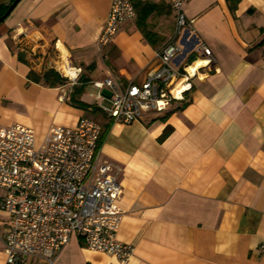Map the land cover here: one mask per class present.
<instances>
[{
	"label": "crops",
	"instance_id": "obj_1",
	"mask_svg": "<svg viewBox=\"0 0 264 264\" xmlns=\"http://www.w3.org/2000/svg\"><path fill=\"white\" fill-rule=\"evenodd\" d=\"M111 3L20 0L0 21V126L31 127L39 144L52 125L89 117L101 125V160L120 168L117 238L131 257L120 263L73 235L53 264H264V0H189L175 64L204 43L216 69L199 67L183 99L130 123L107 115L110 90L93 82L141 83L174 35L175 12L166 0H132L135 17L101 44ZM68 65L81 69L74 85L29 76ZM3 234L4 220L0 264Z\"/></svg>",
	"mask_w": 264,
	"mask_h": 264
},
{
	"label": "built area",
	"instance_id": "obj_2",
	"mask_svg": "<svg viewBox=\"0 0 264 264\" xmlns=\"http://www.w3.org/2000/svg\"><path fill=\"white\" fill-rule=\"evenodd\" d=\"M175 12L174 35L156 52V64L145 79L120 87L111 78L94 81L110 90V105L103 107L115 122L130 123L148 112H164L191 89L199 67L214 66L212 50L196 46V59L178 68L181 51L177 35L192 26L185 13L189 0H166ZM132 0H112L99 37L106 44L121 24L135 17ZM201 62L200 64H197ZM81 69L68 65L62 75L74 85ZM97 93L96 97H100ZM101 125L86 116L75 126L52 125L37 144L34 130L21 123L0 126V208L5 212L2 243L6 264L31 259L53 264L73 235L86 248L111 254L126 263L133 246L117 238L123 218L118 205L123 189L119 167L101 160L98 141ZM115 167V172L111 168ZM264 253V240L258 246Z\"/></svg>",
	"mask_w": 264,
	"mask_h": 264
},
{
	"label": "trees",
	"instance_id": "obj_3",
	"mask_svg": "<svg viewBox=\"0 0 264 264\" xmlns=\"http://www.w3.org/2000/svg\"><path fill=\"white\" fill-rule=\"evenodd\" d=\"M11 1L12 0H10V2ZM235 1L237 2L238 0H235ZM233 6H232V9H233ZM6 8H7V5H2L0 7V16L5 12ZM29 76L33 80L42 79L46 84H48L50 86H57V85L63 84L64 81L68 82L64 76H62L59 72H57L53 68H49V69L45 70L41 75H38L35 72L31 71L29 73ZM98 146H99V141H98Z\"/></svg>",
	"mask_w": 264,
	"mask_h": 264
},
{
	"label": "water",
	"instance_id": "obj_4",
	"mask_svg": "<svg viewBox=\"0 0 264 264\" xmlns=\"http://www.w3.org/2000/svg\"><path fill=\"white\" fill-rule=\"evenodd\" d=\"M20 0H12L10 2V4L7 6L5 12L0 16V21H2L4 18H6L8 16V14L12 11V9L16 6V4L19 2Z\"/></svg>",
	"mask_w": 264,
	"mask_h": 264
},
{
	"label": "rangeland",
	"instance_id": "obj_5",
	"mask_svg": "<svg viewBox=\"0 0 264 264\" xmlns=\"http://www.w3.org/2000/svg\"><path fill=\"white\" fill-rule=\"evenodd\" d=\"M1 192L4 193V189L0 188ZM5 219V212L0 208V221Z\"/></svg>",
	"mask_w": 264,
	"mask_h": 264
},
{
	"label": "bare ground",
	"instance_id": "obj_6",
	"mask_svg": "<svg viewBox=\"0 0 264 264\" xmlns=\"http://www.w3.org/2000/svg\"><path fill=\"white\" fill-rule=\"evenodd\" d=\"M201 62H199L198 64H200Z\"/></svg>",
	"mask_w": 264,
	"mask_h": 264
}]
</instances>
